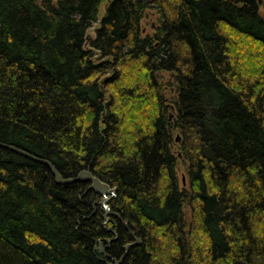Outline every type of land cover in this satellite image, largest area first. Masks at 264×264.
I'll use <instances>...</instances> for the list:
<instances>
[{
	"label": "trees",
	"instance_id": "trees-1",
	"mask_svg": "<svg viewBox=\"0 0 264 264\" xmlns=\"http://www.w3.org/2000/svg\"><path fill=\"white\" fill-rule=\"evenodd\" d=\"M102 1L0 0V143L117 188L120 264H264V0H111L88 37ZM90 185L0 147V264H106Z\"/></svg>",
	"mask_w": 264,
	"mask_h": 264
},
{
	"label": "water",
	"instance_id": "water-1",
	"mask_svg": "<svg viewBox=\"0 0 264 264\" xmlns=\"http://www.w3.org/2000/svg\"><path fill=\"white\" fill-rule=\"evenodd\" d=\"M0 147L7 149L9 151H12V152H14L20 156H23V157H25L31 161H34V162H37V163H40V164L46 166L50 170V172L52 173L57 184L66 185V184H72V183H77V182H79V183H90L91 185L89 187V190L95 191L101 197L100 205H102L107 210V212L109 210H111L110 206L107 207L106 204L111 202L116 197L117 188L111 187L107 183L102 182L98 177L94 176L89 170H84V171L80 172L77 175V177L64 178L59 173L57 168L48 160L35 157V156H33V155L23 151V150H20L16 147H13L10 145L0 143ZM183 183L185 184V179H183ZM111 215H114L120 219V217L117 214L113 213L112 211H111ZM104 219H105L106 223L109 221V218L107 216H105ZM108 231L115 233V231L111 230L110 228ZM115 240H116V237H114L112 240L104 239L103 242L110 244L111 242H114ZM97 243L100 245L102 244L100 241ZM140 243H141L140 239L135 238V243H131V244L126 245L124 247L125 253L120 260H115L114 258H111L103 249L98 250V252H100L101 255H103L107 259L111 260L113 263L120 264L125 259L128 250L133 245L140 244Z\"/></svg>",
	"mask_w": 264,
	"mask_h": 264
},
{
	"label": "rangeland",
	"instance_id": "rangeland-1",
	"mask_svg": "<svg viewBox=\"0 0 264 264\" xmlns=\"http://www.w3.org/2000/svg\"><path fill=\"white\" fill-rule=\"evenodd\" d=\"M111 0H103L100 8H99V13H98V21L94 22L92 27L89 29V31L87 32V36L93 38L95 36L96 33V29L99 25V21L102 19V17L104 16V14L106 13V8L109 5ZM159 26V15L157 13V10H155L153 8V6H151L150 4L148 5V9L145 11L144 14V19L142 21V29H143V35L144 36H152L154 31L156 30V28ZM174 153L176 154V156L178 157V146L175 144L174 149H173ZM177 175L180 181V185L181 187H183V179H186L185 175H186V166L185 163L183 162V160H181L179 158V161L177 162ZM100 201H101V197L100 200L98 202L99 207L103 210V218L105 216H107L109 218V221L103 222V226L106 228V230L108 231L109 228L112 230L110 224H111V217L114 215H111V210H109L107 212V210L100 205ZM110 203V202H109ZM109 203L106 204V206H109ZM114 213V212H113ZM105 221V219H104ZM104 239H108V240H112L113 238L107 237ZM98 240L97 242H101L102 244H98L96 245V249L100 250L103 249L106 252V246H110L113 242H111L110 244L104 243L103 240ZM116 260V259H115ZM106 264H115L113 263L111 260L108 261V259L105 261Z\"/></svg>",
	"mask_w": 264,
	"mask_h": 264
},
{
	"label": "flooded vegetation",
	"instance_id": "flooded-vegetation-1",
	"mask_svg": "<svg viewBox=\"0 0 264 264\" xmlns=\"http://www.w3.org/2000/svg\"><path fill=\"white\" fill-rule=\"evenodd\" d=\"M110 204V203H109ZM112 217H116V216H112ZM117 218V217H116ZM119 219V218H118ZM111 221H112V218H111ZM113 230V229H112ZM115 231V230H114ZM110 233H111V235L113 236V237H115L116 235H117V232L115 231V233H113V232H111V231H109ZM106 247H109V246H106Z\"/></svg>",
	"mask_w": 264,
	"mask_h": 264
}]
</instances>
